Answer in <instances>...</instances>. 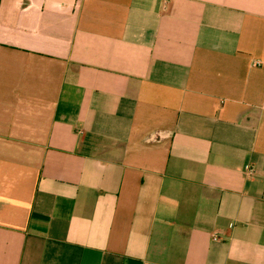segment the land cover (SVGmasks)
<instances>
[{
	"label": "crops",
	"instance_id": "obj_1",
	"mask_svg": "<svg viewBox=\"0 0 264 264\" xmlns=\"http://www.w3.org/2000/svg\"><path fill=\"white\" fill-rule=\"evenodd\" d=\"M0 264H264V0H0Z\"/></svg>",
	"mask_w": 264,
	"mask_h": 264
},
{
	"label": "built area",
	"instance_id": "obj_2",
	"mask_svg": "<svg viewBox=\"0 0 264 264\" xmlns=\"http://www.w3.org/2000/svg\"><path fill=\"white\" fill-rule=\"evenodd\" d=\"M169 1L171 0H166V3ZM245 173L247 176H253L255 173L254 167L251 165L246 166ZM213 238L214 240H218V236L216 234L213 236Z\"/></svg>",
	"mask_w": 264,
	"mask_h": 264
}]
</instances>
